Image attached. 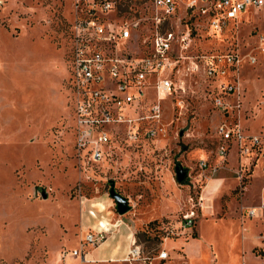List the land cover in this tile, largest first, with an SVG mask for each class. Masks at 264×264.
I'll use <instances>...</instances> for the list:
<instances>
[{
	"label": "rangeland",
	"instance_id": "obj_1",
	"mask_svg": "<svg viewBox=\"0 0 264 264\" xmlns=\"http://www.w3.org/2000/svg\"><path fill=\"white\" fill-rule=\"evenodd\" d=\"M180 9L157 29L151 13L140 11L130 57L149 54L141 42L155 30L171 32L173 41L130 114L131 128L110 129L102 160L92 162L75 147L70 0H2L0 264H86L69 255L84 230L80 201L108 195L110 182L129 206L116 217L126 219L141 252L115 264H264V211L256 208L264 201L262 164L242 159L249 171L240 182L235 148L227 143L222 161L217 134L219 126L264 134V8L226 20L221 30L199 9ZM161 79L171 83L169 92L155 89ZM150 129L154 135L145 137ZM176 166L186 172L181 183ZM211 180L214 191H204L207 201L198 206ZM191 210L193 227L184 229ZM252 210L254 217L245 215ZM182 243L190 247L186 257L175 249ZM163 250L166 260L158 258Z\"/></svg>",
	"mask_w": 264,
	"mask_h": 264
},
{
	"label": "built area",
	"instance_id": "obj_2",
	"mask_svg": "<svg viewBox=\"0 0 264 264\" xmlns=\"http://www.w3.org/2000/svg\"><path fill=\"white\" fill-rule=\"evenodd\" d=\"M70 3V82L74 101L75 147L87 154L92 162L102 160L104 149L110 142V129L122 124L131 128L130 114L139 106L146 82L163 67L173 41L171 32L159 33L155 30L150 38L141 42V46L150 48L149 54L130 57L127 51L138 46L139 39L133 37V32L136 33L142 24L140 11L151 13L157 29L160 22L176 13L178 8L183 10L180 9L183 15L195 8L210 19L214 30H221L226 20L237 19L250 9L264 8V0H70ZM263 44L264 39H261V54H264ZM226 60L229 64L235 63L233 56H227ZM255 62L254 57H248L249 64ZM170 85L167 79H161L155 89L169 92ZM230 91L231 87H228L227 92ZM218 105L225 109L220 102ZM217 134L225 143L218 148L222 161L228 154L229 143L235 148L237 180L243 182L247 177L245 173L249 171H243L242 159L249 158L252 165L260 161L264 172V134L246 135L238 127L230 129L225 126H219ZM153 135L151 129L145 133L148 138ZM129 138L134 141L136 133H129ZM201 167H206L204 160ZM211 171L215 172V169ZM256 208L264 211V201ZM245 215L252 218L256 213L252 210ZM193 218L192 210L183 215L184 227L191 228ZM105 237L104 231L84 232L80 235L79 249L72 250L69 255L82 257L86 247L99 245ZM140 253L139 247L133 243L125 261L131 263L138 260ZM167 256L165 251L158 254L160 260L167 259Z\"/></svg>",
	"mask_w": 264,
	"mask_h": 264
},
{
	"label": "crops",
	"instance_id": "obj_3",
	"mask_svg": "<svg viewBox=\"0 0 264 264\" xmlns=\"http://www.w3.org/2000/svg\"><path fill=\"white\" fill-rule=\"evenodd\" d=\"M214 180H211L203 189L200 198L198 199V206L204 207V202L210 190L214 191L212 185ZM205 191V196H204ZM82 211V221L84 224V232L104 231L106 237L99 245L90 247L86 252L83 250L81 261L86 264H115L126 262L125 259L135 242L133 232L129 225L125 224L124 217L117 218L114 201L110 198L109 194H101L91 199H84L80 201ZM189 213V212H187ZM186 213V214H187ZM119 217V214H118ZM181 226L184 229V221L182 220ZM194 224V222H193ZM193 227V225H192ZM191 227V228H192ZM80 239V238H79ZM182 243L181 246H175V249L180 248L184 257L190 255V247ZM164 251V250H163ZM168 255V254H167ZM168 258V256H167ZM166 260V259H165ZM183 264H187L186 258H183Z\"/></svg>",
	"mask_w": 264,
	"mask_h": 264
},
{
	"label": "water",
	"instance_id": "obj_4",
	"mask_svg": "<svg viewBox=\"0 0 264 264\" xmlns=\"http://www.w3.org/2000/svg\"><path fill=\"white\" fill-rule=\"evenodd\" d=\"M174 175L176 182L181 183L186 177V172L182 170V168H180L179 166H176ZM108 194L110 198L114 201L115 209L119 215H123L125 212L128 211L129 206L127 204V200L114 190V184L112 182H110ZM42 197L45 198V195L43 194Z\"/></svg>",
	"mask_w": 264,
	"mask_h": 264
},
{
	"label": "trees",
	"instance_id": "obj_5",
	"mask_svg": "<svg viewBox=\"0 0 264 264\" xmlns=\"http://www.w3.org/2000/svg\"><path fill=\"white\" fill-rule=\"evenodd\" d=\"M152 224H155L154 221L150 222L148 225H152ZM142 234H145V233H142ZM152 240H156L158 239V236L157 235H154L153 237H151Z\"/></svg>",
	"mask_w": 264,
	"mask_h": 264
}]
</instances>
